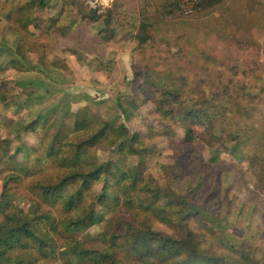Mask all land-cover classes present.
<instances>
[{
  "label": "rangeland",
  "instance_id": "1",
  "mask_svg": "<svg viewBox=\"0 0 264 264\" xmlns=\"http://www.w3.org/2000/svg\"><path fill=\"white\" fill-rule=\"evenodd\" d=\"M32 1L41 26L30 29L28 40L39 47L14 57L22 69L50 66L60 46L66 59L59 63L78 66L69 50L74 44H60L55 31L66 27L58 16L63 5L75 25L66 33L96 23L94 32L113 36L116 48L129 46L130 80L119 73L116 89L101 95L107 101L71 106L93 116L88 131L76 130L73 116L52 114L27 132L35 109L0 107V226L26 223L34 234L7 254V264H111L102 253L114 264H199L188 260L189 250L218 264H264V0H210L206 13L191 18L179 15L175 0H119L95 22L81 0H54L52 9H40L36 0H0V8ZM1 11L0 64L6 65L18 39ZM169 91L184 107L191 101L212 116V103L225 110L213 125L195 126L199 138L187 143L184 108L168 105V118L157 112L171 101ZM101 129L103 138L83 144ZM116 129L125 136L107 140ZM134 136L138 154L119 153V143L127 147ZM105 163L136 172L137 182L117 185L103 176L81 190L78 180L60 184ZM76 190L82 199L68 207ZM147 229L177 241L175 250L168 254L157 241L137 246Z\"/></svg>",
  "mask_w": 264,
  "mask_h": 264
},
{
  "label": "trees",
  "instance_id": "2",
  "mask_svg": "<svg viewBox=\"0 0 264 264\" xmlns=\"http://www.w3.org/2000/svg\"><path fill=\"white\" fill-rule=\"evenodd\" d=\"M54 0H36L35 3H37L39 5L40 9H49L50 8V4L51 2H53ZM61 1V0H59ZM82 3L84 4V6L89 10V14L88 17L90 21H97L99 20V18L97 16H100L102 13H96L92 10L89 9V2L90 0H81ZM210 0H208L207 2H205L202 5V11L199 12L200 13H206V9H207V5H210ZM118 2V1H117ZM115 2L113 5L115 6V4L117 3ZM214 4V3H213ZM176 5V3H175ZM8 6L10 7V4H7V7L4 8L1 7L0 9H2L1 11V17L7 22V29L12 32L13 35H15V37L18 39L17 40V44L15 46V50L14 52L11 53L10 58H12V54L18 56L20 59H23L27 53H37L38 51V47L37 45H34L33 43L29 42L28 38L32 37V33L30 32V29H38L41 26V21H39V19L36 17L35 15V7L33 8V1L32 3L26 5V4H21V5H17L15 3H13V9L8 8ZM8 8V9H7ZM62 8V13L64 14V12H66V14H68V10H65L64 6L61 5ZM258 9H262L261 5L257 6ZM104 13V12H103ZM62 15L60 14V17ZM67 18V15H66ZM191 18V17H190ZM55 22L57 21L54 20ZM53 22V21H51ZM58 23V22H56ZM105 26L108 25V21H104L103 22ZM52 24V23H51ZM72 26V27H71ZM74 24H70L66 27H59L57 26V28H59V30H55L52 29V25L49 26L50 29L55 30V31H61V33H59V35L65 37L67 36L68 33L67 30L70 28H73ZM66 29V30H65ZM102 30H98L97 34L100 36L101 38V42L105 43L108 42L109 40L112 39V37H106L105 35L102 36ZM112 32V31H111ZM2 54V53H1ZM14 58H12V60L8 61L6 66H16L14 64ZM65 66V65H64ZM18 68V67H16ZM21 68V67H20ZM19 68V69H20ZM22 70V68H21ZM8 85L6 83L0 82V107L6 111H19L22 107L25 108H29L30 109V102L29 101H23L22 103L15 101L17 95L14 94V88L9 87V91L6 90V87ZM17 86V84H16ZM164 95L168 96L169 99L171 101H163L162 105L163 107L158 109V113L162 116V118H168L169 116H171L173 114L172 110H168L167 106L168 105H173V106H181L184 108V112L181 115V121H180V125L181 128L184 130V141L187 143H193L196 139L199 138V135L195 134V130L194 127L195 126H203L205 125L206 121L210 124L213 125L215 123V121L219 118V112L222 110H225V106L222 105L221 109L218 110V108L212 103L210 104L208 107L212 110V113L214 114L213 116L208 113V111L202 110L200 111L199 109H194L195 106H191V101H188V107H184V103L182 101H178V99L176 98V95H174L172 92H165ZM196 108V107H195ZM46 109V108H45ZM41 111L39 110L38 112H36L38 115L36 116V118L34 119L35 121L28 123L27 125L24 126L23 130L30 132L32 130H34L36 127H38V124H36V122L39 124H45L46 120L50 117V115L52 114H57L59 118H65L68 116H73L74 118V123H73V127L76 130H83L86 129V126H93V122H94V118L92 115H90V113H88L85 110H81L78 111L77 113L73 114L70 113L69 110L63 109V111L58 107V106H54L50 109H46L44 112H42L43 114L40 113ZM80 112V113H79ZM207 114V115H206ZM201 116V117H200ZM130 116H127L126 119H129ZM93 119V120H91ZM98 121V120H97ZM90 126V127H91ZM105 127H107V124H105ZM104 127V128H105ZM103 128V129H104ZM86 131H88V128L86 129ZM104 131L101 129L99 132H97L96 134L94 133L90 139H88L87 141H85V143L83 144H87V145H92L95 144L99 141V139L104 137ZM123 131L120 129H116L114 131V133L112 134L111 137L108 136L107 140H111V138H114L115 140L118 138H121L123 136ZM125 136V133H124ZM122 142V140L117 141V143ZM209 142L210 141H206ZM264 143V142H263ZM129 146L126 147V145H123V143H119V147H120V151L119 153H123L125 151L126 148H128V152H127V156H133L134 154H138L140 149L135 148V145H140V141L138 140L137 137H131L129 140ZM262 143H260L261 145ZM51 155V154H50ZM79 160V159H78ZM105 177V178H111L115 184L120 185V184H125L127 182H133L136 183L137 182V177L138 174L134 171H122L121 168L117 165V163L115 164H111V163H105V164H101L99 166L96 167H92L91 169L87 170V171H81L80 169L78 171H75L74 173H72L69 176H66L61 182V186H64L67 182L69 181H73V180H78L81 183V187L80 190L83 186V188L85 187H89L88 185L91 182H95L101 179V177ZM129 188V187H126ZM80 190H76V192L70 196L67 206L71 207V205L75 200L80 201L82 199V193H80ZM158 194V193H157ZM105 196H101L99 197V200L102 201L104 200ZM165 200H167V198L165 197ZM128 204L130 205V203L128 202ZM34 234L31 231V229L29 228V226L26 223H22V224H18L16 223L13 226H0V264H7V254L11 251H13L16 246L21 244V241L23 239H28V238H33ZM157 241V243L159 244V246L163 249H168V252H173L175 250V247L177 246L178 242L175 241L174 239L168 238V237H164L158 233H154L150 230H146L144 235H140V237L136 238V245L137 246H144L147 247L148 243L150 242H155ZM180 245L178 248H181ZM82 254L87 255L88 251H83L80 250ZM169 254V253H168ZM189 255L188 256V260L190 261H197L199 262V264H218L217 260L215 258H210V257H205L204 255L198 254L195 250H193V252H191V250H189ZM99 258H102L105 261H109L111 264H114L113 259L111 257H109L106 254H98ZM169 257V256H167ZM109 258H111L109 260ZM9 260V259H8ZM101 260V259H100ZM201 262V263H200ZM17 264V263H16ZM187 264V263H185ZM236 264V263H234Z\"/></svg>",
  "mask_w": 264,
  "mask_h": 264
},
{
  "label": "crops",
  "instance_id": "3",
  "mask_svg": "<svg viewBox=\"0 0 264 264\" xmlns=\"http://www.w3.org/2000/svg\"><path fill=\"white\" fill-rule=\"evenodd\" d=\"M49 9H52V7ZM59 10L60 13L58 16L60 17L61 14V20L63 22L67 21L65 23L66 26L70 25L71 22L66 18V12L64 14L62 13L61 6ZM82 27V32H79L77 29L75 33H68L65 37L59 36L60 44L68 41L74 44L69 50L76 54L74 58L77 62V67L73 65L71 67L68 63L65 66V63H59L58 60L63 61L66 59V57L62 56V52L66 49L61 46L60 50L53 51L57 52L55 54L58 60L52 61L50 66H40L35 62L32 65H28L27 68L23 67L25 69L20 71L19 68L22 66V63H18L19 59L15 61L14 57L16 55L13 54L12 58L17 63L16 66L0 64V77L3 78L2 82L6 83L8 87L14 88V94L17 95L15 101H29L30 111L31 109H35L33 113L38 112L39 110L37 108L40 106H44L46 109L58 106L62 111L66 109L70 113L75 114L79 110L73 111L71 106H82L83 101H107L108 94L103 95V97L101 95L105 91L110 93L116 89L117 83L119 82L117 74L120 73L121 77L128 76L127 79L129 82V46H126V48H116L114 45L116 39L114 38L102 43L100 36L95 33L96 28H98L96 23L87 25V27L84 24ZM69 38L70 40H67ZM80 47H82V51H80ZM81 55L84 56L83 59ZM106 57H113L114 59H112L113 61L110 59L107 61L102 60V58ZM110 61L113 63L110 64ZM111 66L114 67V70ZM79 73L86 74V77L80 76ZM21 92L22 95L19 97ZM51 101L56 102L52 103Z\"/></svg>",
  "mask_w": 264,
  "mask_h": 264
},
{
  "label": "built area",
  "instance_id": "4",
  "mask_svg": "<svg viewBox=\"0 0 264 264\" xmlns=\"http://www.w3.org/2000/svg\"><path fill=\"white\" fill-rule=\"evenodd\" d=\"M119 0H90L89 9L96 13H103L113 7ZM176 9L182 18H190L196 15L202 5L208 0H175Z\"/></svg>",
  "mask_w": 264,
  "mask_h": 264
}]
</instances>
